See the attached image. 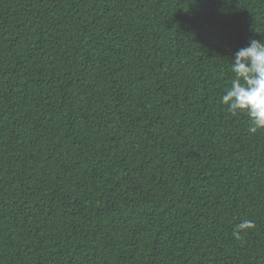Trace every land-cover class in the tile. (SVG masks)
Here are the masks:
<instances>
[{"label": "trees", "instance_id": "1", "mask_svg": "<svg viewBox=\"0 0 264 264\" xmlns=\"http://www.w3.org/2000/svg\"><path fill=\"white\" fill-rule=\"evenodd\" d=\"M254 39L264 0H0V264H264Z\"/></svg>", "mask_w": 264, "mask_h": 264}, {"label": "clouds", "instance_id": "2", "mask_svg": "<svg viewBox=\"0 0 264 264\" xmlns=\"http://www.w3.org/2000/svg\"><path fill=\"white\" fill-rule=\"evenodd\" d=\"M230 64L233 78L220 102L232 116H246L248 132L256 134L264 130V41L251 40L235 53ZM254 228L252 220L244 219L235 226L232 235L241 239L242 234Z\"/></svg>", "mask_w": 264, "mask_h": 264}]
</instances>
